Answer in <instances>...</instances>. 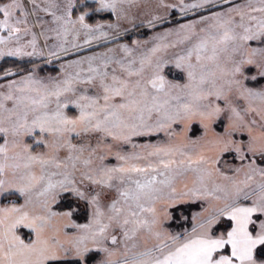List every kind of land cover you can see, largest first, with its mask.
I'll use <instances>...</instances> for the list:
<instances>
[{
    "label": "snow or ice",
    "instance_id": "obj_1",
    "mask_svg": "<svg viewBox=\"0 0 264 264\" xmlns=\"http://www.w3.org/2000/svg\"><path fill=\"white\" fill-rule=\"evenodd\" d=\"M94 44L0 69V264H264V0H0V60Z\"/></svg>",
    "mask_w": 264,
    "mask_h": 264
},
{
    "label": "rangeland",
    "instance_id": "obj_2",
    "mask_svg": "<svg viewBox=\"0 0 264 264\" xmlns=\"http://www.w3.org/2000/svg\"><path fill=\"white\" fill-rule=\"evenodd\" d=\"M89 2H91V0H89ZM218 10H220V9H219V8H213V9H212V11H218ZM203 14H208V13L205 12V13H203ZM187 17H188V16H187ZM185 18H186V17L181 18L180 15H179L178 13H174V16H171V17L169 18V22H167V23L161 25V26L157 29V31H163V30H165V29H167V28H171V27L175 26V24H176L177 22H187L188 20H191V19H193L194 17L191 16V15H189V17H188L187 19H185ZM95 22H96V21H95ZM93 23H94V22H93ZM128 27L130 28V31H135V32L140 33V29H141V28H132L131 25H129ZM130 31H129V32H130ZM152 34H153V32H150L146 37H142V38H141V37L135 36V37H132L130 40H125V39H123V42H125V43H130L132 40H146V39H148ZM41 43H42V41H41ZM109 46H111V45H109ZM102 50H104V49L101 48V47H97V46L94 44L92 47H90V48H88V49H86V50H83V51H81V52H78V53H76L75 55L65 56V57H63L61 60H53L52 63H46V59H47L46 56H45V57H32V58H27V57H26V58L20 59V60H18V61H20V62H26V65H25V66H27V68H31V67H33L34 64H38L39 66H43V65H47V66H57V68H58V72H59L60 64H61L62 62H65V61H68V60H72V59H76L78 56L89 55V54H91L93 51H102ZM14 59H16V58H14ZM16 60H17V59H16ZM0 61H2V60H0ZM58 72H57L55 75H57ZM213 127L215 128L216 131H220V130H222L223 125L220 124L218 127H217L216 125H213ZM183 128H184V126L181 125V126L178 127L176 130L179 132V131H181ZM197 128L200 129L199 132L197 131ZM204 134H205V130H204V128L202 127V125L200 124V122H199L198 120H196V119H193V120L191 121L190 125L188 126V128L186 129V135H187L189 138L193 139V140L198 139V138L204 136ZM211 134H212V133L209 132V134H208L209 137L211 136ZM161 135H162L161 138H159V139H155V140H164V139H166L163 133H161ZM155 140H154V141H155ZM37 150L39 151L40 149H37ZM226 159H227V161H228L229 163L232 162V156H231V155H229L228 157H226ZM10 199H11V200H17V197L14 195V196H11ZM1 200H2V198H0V202H1ZM3 202H6V201H3ZM19 202H20V203L23 202L22 198H20ZM64 205H66V204L63 203V205H58V207H59L60 209H63ZM66 207H67V206H66ZM66 207H64V208H66ZM196 210H197V209H193V210L190 212V214L193 213V212H195ZM174 215H175L176 217H179V216H181V215H188V214H187L186 212H184L183 210H179L178 212L175 211V212H174ZM79 220H80V219H79ZM179 224H180L179 221H175V222H173V223L171 224V227H172L173 229H178V228H179ZM225 227H226V225H225Z\"/></svg>",
    "mask_w": 264,
    "mask_h": 264
},
{
    "label": "trees",
    "instance_id": "obj_3",
    "mask_svg": "<svg viewBox=\"0 0 264 264\" xmlns=\"http://www.w3.org/2000/svg\"><path fill=\"white\" fill-rule=\"evenodd\" d=\"M172 16H174V14ZM98 19H99V17H95L92 20H90L89 22L90 23H93V22H95ZM150 32L151 31H149L146 28H141L140 29V33L135 32V31H130L126 36H124L123 39L130 40L132 37H135V36H138V37H141V38L142 37H146ZM17 65L25 66L26 65V62H20V61L14 59V58H5V60L0 61V69H2V68H8V67L15 68ZM25 67H27V66H25ZM39 68H40V74L41 75H55L58 72L57 66H47V65H43V66H39ZM219 125H220L219 123L216 124L217 127ZM197 131L199 132L200 129L197 128ZM161 137H162V135L159 134V136L154 137L153 140L159 139ZM1 202H3V199L1 200ZM63 203L66 204V205H64V207H66L67 206V202H62L60 205H63ZM64 207H63V209H64ZM193 209H196V207L185 204V205L181 206L178 210H176V212H178L179 210H183L184 212H186L189 215L190 212ZM78 218L80 219V222H83V220L85 218L84 213L81 212L79 214V217ZM21 235L24 236L25 239L28 238V233H27L26 230H22Z\"/></svg>",
    "mask_w": 264,
    "mask_h": 264
},
{
    "label": "crops",
    "instance_id": "obj_4",
    "mask_svg": "<svg viewBox=\"0 0 264 264\" xmlns=\"http://www.w3.org/2000/svg\"><path fill=\"white\" fill-rule=\"evenodd\" d=\"M179 14V13H178ZM189 17V16H188ZM188 17H186L185 19H187Z\"/></svg>",
    "mask_w": 264,
    "mask_h": 264
}]
</instances>
